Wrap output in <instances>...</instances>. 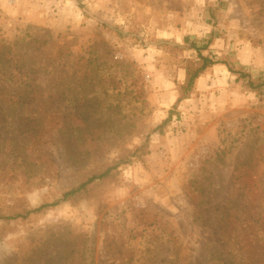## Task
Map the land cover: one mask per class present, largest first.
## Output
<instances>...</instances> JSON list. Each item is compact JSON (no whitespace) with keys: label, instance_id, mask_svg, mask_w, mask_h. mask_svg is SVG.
Wrapping results in <instances>:
<instances>
[{"label":"rangeland","instance_id":"1","mask_svg":"<svg viewBox=\"0 0 264 264\" xmlns=\"http://www.w3.org/2000/svg\"><path fill=\"white\" fill-rule=\"evenodd\" d=\"M0 264H264V0H0Z\"/></svg>","mask_w":264,"mask_h":264},{"label":"trees","instance_id":"2","mask_svg":"<svg viewBox=\"0 0 264 264\" xmlns=\"http://www.w3.org/2000/svg\"><path fill=\"white\" fill-rule=\"evenodd\" d=\"M193 47L199 52V56H200L201 59L203 60V63H202V65H201L199 68H197L194 72H190V71H188V73H187V74H188V77H187V83H186V87H185V93H188V92L192 89L195 80L197 79V77L200 76V74H201L202 71L205 69V67L208 65V63H213V61H211V59H210L209 57L204 56V55L200 52L201 49H200L199 47H197L196 45H193ZM230 70L233 71V69H230ZM233 72H234V73H239V71H233ZM239 74H240V76L245 75V73H243V72H240ZM251 86H254V84L251 83ZM183 97H184V95H183V96H180V97L177 99V102L182 101ZM165 122H166V121H165ZM165 122H164V123H165ZM164 123H163V124H164ZM159 128H161V126H158L156 129H159ZM108 172H109V169L106 170V171L103 172V173L95 174V175L89 177V178H88L85 182H83L78 188H76V189H71V190L65 192L64 195H63V200L68 199L70 196L74 195L76 192L80 191L82 188L86 187L88 184L94 182L95 180L105 177V176L108 174ZM59 201H61V200H57V201H55V202H53V203H45V204H42L41 206H39V207H37V208L31 210L30 212H37V211H39V210H41V209H43V208H45V207H47V206L57 205V203H58ZM18 216H20V215L17 214V215H15V216H13V218H16V217H18Z\"/></svg>","mask_w":264,"mask_h":264}]
</instances>
